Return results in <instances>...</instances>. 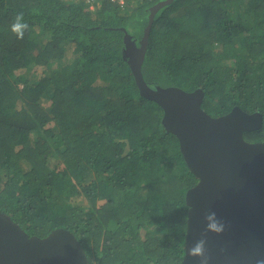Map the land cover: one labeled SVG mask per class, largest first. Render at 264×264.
I'll list each match as a JSON object with an SVG mask.
<instances>
[{
	"label": "trees",
	"instance_id": "1",
	"mask_svg": "<svg viewBox=\"0 0 264 264\" xmlns=\"http://www.w3.org/2000/svg\"><path fill=\"white\" fill-rule=\"evenodd\" d=\"M161 1L0 0V211L30 236L70 230L91 264L184 256L198 179L123 55L124 30L139 45ZM21 12L23 40L10 31ZM142 73L203 91L213 117L264 118V0H174L154 16ZM244 137L264 142V123Z\"/></svg>",
	"mask_w": 264,
	"mask_h": 264
},
{
	"label": "water",
	"instance_id": "2",
	"mask_svg": "<svg viewBox=\"0 0 264 264\" xmlns=\"http://www.w3.org/2000/svg\"><path fill=\"white\" fill-rule=\"evenodd\" d=\"M174 0L150 8L149 23L139 45L125 31L123 55L142 96L163 110L162 125L179 141L185 163L198 183L188 190L184 256L180 264H202L188 250L204 239L207 264H257L264 260V142L244 134L261 130L262 113L234 107L213 117L202 104L206 95L147 83L142 73L155 14ZM215 212L223 231L207 230L205 217ZM0 264H91L76 235L58 228L45 237L30 236L0 211Z\"/></svg>",
	"mask_w": 264,
	"mask_h": 264
},
{
	"label": "clouds",
	"instance_id": "3",
	"mask_svg": "<svg viewBox=\"0 0 264 264\" xmlns=\"http://www.w3.org/2000/svg\"><path fill=\"white\" fill-rule=\"evenodd\" d=\"M68 1V0H66ZM83 1V0H81ZM84 2V1H83ZM92 8V6H91ZM29 29L28 23L24 20V14L18 13L13 22L10 25L11 33L19 40L24 39L25 32ZM207 223V230L215 233H220L223 231V225L216 220V213L211 212L205 217ZM205 243L204 239L199 240L194 247L188 250V255L195 257H200L202 264H207L209 257L205 255ZM257 264H264V260H260Z\"/></svg>",
	"mask_w": 264,
	"mask_h": 264
},
{
	"label": "rangeland",
	"instance_id": "4",
	"mask_svg": "<svg viewBox=\"0 0 264 264\" xmlns=\"http://www.w3.org/2000/svg\"><path fill=\"white\" fill-rule=\"evenodd\" d=\"M95 7V6H94ZM94 7H92L91 9H94ZM74 55H73V49H72V47H68L67 49H66V58H71V57H73ZM34 72V71H33ZM42 69H38L37 71H36V75H34V78H36V79H38V78H40L41 77V75H42ZM35 79V80H36ZM75 202H78V204H87L85 201H83L82 199H80V198H77L76 200H75Z\"/></svg>",
	"mask_w": 264,
	"mask_h": 264
},
{
	"label": "built area",
	"instance_id": "5",
	"mask_svg": "<svg viewBox=\"0 0 264 264\" xmlns=\"http://www.w3.org/2000/svg\"><path fill=\"white\" fill-rule=\"evenodd\" d=\"M68 1H77V0H68ZM84 2H90V1H97V0H83ZM112 3L119 5L121 7H125L128 3H132L134 0H110Z\"/></svg>",
	"mask_w": 264,
	"mask_h": 264
}]
</instances>
